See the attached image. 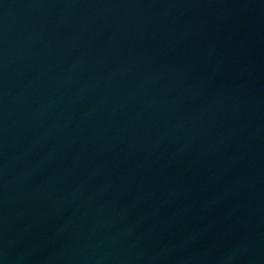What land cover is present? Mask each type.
<instances>
[{
  "label": "water",
  "instance_id": "water-1",
  "mask_svg": "<svg viewBox=\"0 0 264 264\" xmlns=\"http://www.w3.org/2000/svg\"><path fill=\"white\" fill-rule=\"evenodd\" d=\"M0 264H264V0H0Z\"/></svg>",
  "mask_w": 264,
  "mask_h": 264
}]
</instances>
